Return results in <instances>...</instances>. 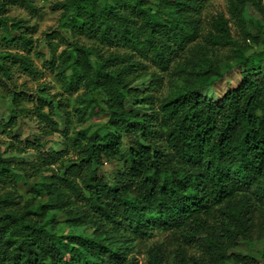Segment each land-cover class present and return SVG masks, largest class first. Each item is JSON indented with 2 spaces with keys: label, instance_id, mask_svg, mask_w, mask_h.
<instances>
[{
  "label": "trees",
  "instance_id": "obj_1",
  "mask_svg": "<svg viewBox=\"0 0 264 264\" xmlns=\"http://www.w3.org/2000/svg\"><path fill=\"white\" fill-rule=\"evenodd\" d=\"M155 1L63 4L76 32L131 52H111L95 64L89 48L74 44L73 61L65 60L60 74L67 89L85 84L102 90L107 108L95 106L107 121L103 134L76 132L79 163L66 167L62 175L51 169L45 181L31 185L35 193L47 196L46 202L24 198L14 179L15 170L26 177L47 169L44 163L17 162L0 149V264H136V257L130 256L133 247L147 246L157 237L162 239L147 247L148 264H227L229 259L247 264L255 260L254 253L235 250L254 241L263 246L259 263L253 264H264V50L247 55L238 47L235 62L225 70L196 56L192 63L200 67L187 70L180 89L151 115L134 113L126 101L133 95L130 75L141 62L131 54L168 69L196 39L198 14L207 0ZM251 1L264 17L261 3ZM244 2H231L237 16ZM21 22L0 15L6 31L2 38L19 39L27 47L31 38L21 30ZM215 27L220 34L210 36L213 42L230 43L223 16ZM10 55L13 62L35 71L28 56ZM235 69L237 82L216 93V86ZM10 70L0 63L4 75L10 76ZM17 99L14 95V102ZM42 151L45 160L59 159L53 148ZM123 154L122 171L111 179L97 175L105 159ZM50 209L63 211L72 225H92L93 235L51 231L44 220ZM188 246L200 254H188Z\"/></svg>",
  "mask_w": 264,
  "mask_h": 264
},
{
  "label": "rangeland",
  "instance_id": "obj_2",
  "mask_svg": "<svg viewBox=\"0 0 264 264\" xmlns=\"http://www.w3.org/2000/svg\"><path fill=\"white\" fill-rule=\"evenodd\" d=\"M68 1L0 0V15L12 21H22L21 30L31 38L27 47H24L19 39L5 40L2 35L6 31L0 26V63H6L11 69L10 76L0 72V149L6 158L26 164L44 163L46 166L47 169L43 168L38 173L32 171L31 175L26 177L21 170H15L14 179L19 193L26 199L34 200L35 204L44 203L48 198L45 194L35 193L31 188L32 184L45 181L51 169L62 175L66 167L80 162L81 154L73 139L76 132H105L107 115L95 106L97 103L107 108L108 100L104 92L85 84H81L77 90L67 89L60 74L65 60L68 64L73 61L76 54L74 44L89 48L95 64L101 60L100 56L107 57L111 52H131L129 48L108 46L95 38L76 32L71 26L69 12L63 5ZM232 1L239 0L206 1L198 14L199 31L196 39L189 43L186 51L172 61L168 69L160 68L150 59L137 53L131 54L132 59L141 63L130 75L129 86L133 95L126 101L129 110L140 115H151L159 108L161 102L170 98L184 85L192 66L199 69L200 65L192 63L196 56L207 58L225 70L230 63L235 62L238 47L247 55L264 50V17L260 8L253 1L245 0L242 15L237 16L231 8ZM257 1L264 8V0ZM99 2L103 3L104 0ZM220 16L227 20L231 33V42L223 45L214 43L210 37L220 34L215 27V22ZM10 54L28 56L36 68L35 71H30L19 61L13 62ZM66 74H71V68ZM238 76L237 69L229 73L216 86V93H224L228 86L237 82ZM14 95L18 98L15 102ZM147 96H150V99H145ZM43 113L55 122L48 120ZM82 142H85L84 139ZM162 144L166 146L164 142ZM17 148L24 151L18 149L19 153ZM48 148L60 153L58 160L49 161L42 157V150ZM126 149L127 145L124 143V154ZM124 154L115 160L105 159L98 168L97 175L111 179L113 174L122 171ZM44 220L47 221L48 229L57 234L74 232L93 235L92 225H72L67 222L66 214L60 210L50 209ZM160 239L162 238H152L147 246L133 247L130 256L136 257V264H148L147 247ZM262 246L260 241L242 243L235 252L241 255L253 252L256 258L247 264L259 263ZM170 250L169 247L166 251L168 261H171L174 254ZM188 250V254H200L197 247L188 246ZM227 264L235 263L233 259H229Z\"/></svg>",
  "mask_w": 264,
  "mask_h": 264
}]
</instances>
